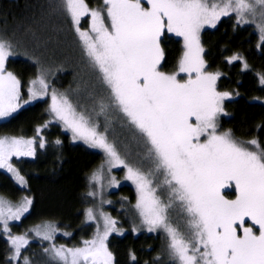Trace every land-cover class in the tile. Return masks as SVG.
Listing matches in <instances>:
<instances>
[{
	"label": "snow or ice",
	"instance_id": "obj_1",
	"mask_svg": "<svg viewBox=\"0 0 264 264\" xmlns=\"http://www.w3.org/2000/svg\"><path fill=\"white\" fill-rule=\"evenodd\" d=\"M103 5L98 9L90 8L86 0H63L83 52L107 91L97 115L110 107L122 113L144 140L152 166L143 171L126 163L92 114L78 111L68 96L55 88L49 92L43 73L30 82V100L50 95V113L71 131L73 140L101 149L109 172L121 165L127 170L125 179L136 186L135 207L142 223L149 232L166 233L170 254L179 264H264V147L257 139L242 141L230 131H217L218 115L224 112L222 102L230 93L216 90L220 74L205 71L200 42L202 29L215 27L222 17L235 13L238 24L249 23L248 17L255 18L259 9L264 18V0H103ZM85 16L91 18L88 30L80 27ZM258 28L264 41V23ZM166 33L183 38L178 73H186V80L159 68L164 58L161 40ZM12 54L11 43L0 39V118L22 107L21 81L6 69ZM260 80L264 83V76ZM40 131L38 128L37 133ZM35 143V139L23 137L0 138V169L12 173L22 186L26 181L10 161L34 156ZM39 147H45L42 138ZM103 169L102 164L91 180L99 183ZM109 183L116 184L115 177ZM160 188L167 190V201L158 194ZM225 191L235 198H226ZM177 203L186 214L187 233L169 220L168 210ZM31 205L28 197L15 205L0 197L2 231L9 233V221L20 220ZM86 216L89 221L96 219L92 208ZM100 216L103 230L97 224L94 236L83 240L82 246L52 244L44 251L58 264H112L113 254L106 241L120 230L110 216L103 212ZM32 231L52 241L57 228L46 222ZM26 235L9 236L14 247L10 259L20 258L29 243ZM23 264H30L27 257Z\"/></svg>",
	"mask_w": 264,
	"mask_h": 264
},
{
	"label": "trees",
	"instance_id": "obj_2",
	"mask_svg": "<svg viewBox=\"0 0 264 264\" xmlns=\"http://www.w3.org/2000/svg\"><path fill=\"white\" fill-rule=\"evenodd\" d=\"M86 2L90 8L104 7L102 0ZM258 16L261 17L259 9L255 18H248L251 22L239 24L235 13L222 17L215 27L200 32V42L205 71L220 74L216 90L230 93L222 103L224 112L217 120L219 132L230 131L235 139L242 141L257 139L264 147V83L260 80L264 76V41L260 39ZM0 37L12 45L13 54L6 61V69L21 81L22 94L41 73L47 78L50 91L51 88L58 92L66 89L78 73L80 58L86 59L63 8V0H0ZM161 48L164 58L160 70L166 74L177 73L184 52L183 39L166 33ZM233 56L239 58L231 60ZM95 73L99 77V73ZM187 78L186 73L178 77L182 81ZM116 115L128 124L117 110ZM51 116L48 100L43 98L0 122V138L35 139L38 135L45 143L44 148H36L33 159L13 160L25 185L0 169V197L14 205L23 197L32 200L29 212L8 225L9 233L5 234L0 224V264H13L9 236L25 234L29 243L22 248L14 264H21L25 257L30 264H58L53 259L51 263L45 251L41 253L50 248V244L33 238L32 229L46 222L53 223L58 232L52 244L82 246V241L91 239L96 232L95 221L87 219L86 211L92 208L96 217L97 205L117 222L120 230L112 232L106 241L113 254L112 264H179L170 254L166 233L163 230L149 232L142 223L135 207L136 188L125 178H119L120 171L116 172L117 183L110 190L104 191L103 185L100 187L92 181L93 172L104 165L106 154L73 140L62 123L51 121ZM97 190H101L99 199L88 195ZM171 213L187 233L186 214L180 206L172 208ZM65 232L71 235H63Z\"/></svg>",
	"mask_w": 264,
	"mask_h": 264
},
{
	"label": "rangeland",
	"instance_id": "obj_3",
	"mask_svg": "<svg viewBox=\"0 0 264 264\" xmlns=\"http://www.w3.org/2000/svg\"><path fill=\"white\" fill-rule=\"evenodd\" d=\"M142 2H144V0H142ZM102 3H103V0H102ZM68 18H69L70 23H71V19L69 16H68ZM258 19L259 20L261 19V23H264V18L258 16ZM90 20H91L90 16H85V17L81 18L80 27L82 30H88L89 29ZM83 23H85L86 25H83ZM261 23H259V24H261ZM71 25H72V23H71ZM82 26L85 28H83ZM72 27H73L74 32H75V28L73 25H72ZM205 28H210V26H205L203 29H205ZM75 34H76V32H75ZM0 39H2V38L0 37ZM77 39H78V41H80L78 36H77ZM81 47H82V44H81ZM85 58L86 59H84V60H83V57L80 58L81 64L79 63L80 65L78 68V73L73 77L72 84L69 87H67L66 89L60 90L59 92L66 94L68 96L69 100L72 102V104L77 107L78 111H85L87 113L92 114L93 119L100 126L99 130L105 132L108 141L115 145V147H116L117 151L119 152L121 158L124 159L126 163H128L130 166H133V167H139L143 171H147L152 165H151V162L147 158V155H146V146H145L144 140L142 139L140 133L136 131L135 127H133L129 123L126 124L119 116L116 115L117 116L116 117L115 116L116 110L114 108H111V107L108 108L104 114L97 115V113H99V103H100L101 99L106 98L107 92L104 91V90H106V88L103 85L100 78L95 73V72H97V70L91 65L88 58L87 57H85ZM180 74H183V73H178L177 78L180 76ZM29 87H32L31 83H29V85L25 91V94H22V92H21V99H20V103L22 104L21 108H23L27 105H30L34 101H37V100H40L43 98L48 100V104L50 107V104H51L50 95L44 96L42 98H36V99L30 100L29 93H28ZM35 87L37 89H39V85H36ZM49 92H50V90H49ZM24 101H29V103L25 104ZM223 102H224V100H223ZM21 108H19V109H21ZM118 113H120V112L118 111ZM51 115H52L51 121L56 122L52 113H51ZM120 115L123 116L122 113H120ZM220 115H221V113L218 115V117ZM9 117L0 118V122L6 120ZM124 118L127 121V118L126 117H124ZM217 120H218V118H217ZM60 123H62V122H60ZM127 125L129 126V128ZM62 126L64 127L63 124H62ZM135 131L138 135L135 133ZM217 131L219 132L218 129H217ZM68 132L71 134V136L73 135L71 133V131H68ZM76 140L84 142L83 140H80V139H76ZM35 141H36V143L34 145V148L36 150V148L39 147V143H40V139L38 138V135L35 138ZM18 159H33V156H21L20 158L19 157H13L11 159L10 163L13 165L14 168H15V164L13 163V160H18ZM106 159H107V157L105 155V161H106ZM3 170H6V169H3ZM117 171H120L119 178L124 179L126 176L127 170L122 165L112 168L111 171L109 172L108 171V165L106 163H104L103 175L101 177L100 182L98 183V185L100 187H101V185H103L105 187V189L103 187L104 191L112 189L113 184H110L109 181L111 180L112 177L117 176V173H116ZM10 174L13 175L12 173H10ZM13 177H14V175H13ZM162 179H163L162 176H160L159 181L162 182ZM126 182H128V183L130 182L136 188L135 184H133L132 181L126 179ZM100 187H98V189ZM100 194H101V190L100 191L97 190L95 197H97L99 199ZM158 194L161 196V198L163 200L167 201V190L166 189L165 190H164V188L158 189ZM224 194H225L226 198H229V199L235 198L234 195L232 194V192H230V191H225ZM178 206L179 205L177 203L172 208L178 209ZM172 208H170L168 210V217H169L170 222L173 224V226L178 227V229L181 232L185 233L184 227L181 228V225H180L181 223H179L178 220L174 219V217L171 213ZM100 212H101V209L97 205L96 219H98V220H94V221H95V225L97 226V224H99L101 227V230H103V219L100 216ZM15 221H17V220H11V221H9V224L11 222H15ZM2 227H3V225H2ZM57 232H58V230H57ZM56 233H54V235ZM33 236H34L33 238H35V239L38 238V239L42 240L43 242L47 241V240H43L42 237L36 236L34 231H33ZM47 242L50 244V247H51V245H52L51 241H47ZM12 248H13V254H14V247L12 246ZM43 252H44V249L41 253H43ZM23 260H21V264H23ZM17 261L18 260H13V264ZM49 261L51 263H53L52 259H49Z\"/></svg>",
	"mask_w": 264,
	"mask_h": 264
}]
</instances>
